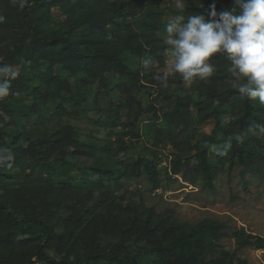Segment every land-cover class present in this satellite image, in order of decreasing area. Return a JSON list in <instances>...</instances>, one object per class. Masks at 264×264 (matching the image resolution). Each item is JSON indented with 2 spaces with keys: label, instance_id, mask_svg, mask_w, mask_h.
Instances as JSON below:
<instances>
[{
  "label": "trees",
  "instance_id": "16d2710c",
  "mask_svg": "<svg viewBox=\"0 0 264 264\" xmlns=\"http://www.w3.org/2000/svg\"><path fill=\"white\" fill-rule=\"evenodd\" d=\"M160 1L0 0V35L13 39L0 61V264H248L239 251L264 249V237L244 227L229 232L219 219L191 223L154 206L134 210L124 194H116L125 188L122 180L145 177L156 190L172 175L192 185L201 179L215 191L225 169L260 173L264 167V0H184L189 6L182 50L207 45L215 69L196 97L147 107L152 137L175 148L169 167L159 151H145L135 119L117 129L118 89L161 85L156 65L165 60L159 33L167 12L158 9ZM56 8L71 20L56 17ZM176 15L183 17L179 10ZM190 32L198 39H187ZM233 73L238 84L219 92L209 86ZM41 95L60 121L45 133L28 128L30 120L44 117ZM99 100L113 105L114 116L102 113L99 122L109 137L91 143L62 115L82 104L101 109ZM124 103L132 109L141 104L136 93ZM193 103L197 114L215 123L195 143L189 136ZM209 106L214 108L206 112ZM127 138L139 154L129 151ZM119 151L122 156L115 157ZM86 190L107 199L85 200ZM224 237L235 239L234 250L221 246ZM107 238V254L75 256Z\"/></svg>",
  "mask_w": 264,
  "mask_h": 264
},
{
  "label": "rangeland",
  "instance_id": "374dc122",
  "mask_svg": "<svg viewBox=\"0 0 264 264\" xmlns=\"http://www.w3.org/2000/svg\"><path fill=\"white\" fill-rule=\"evenodd\" d=\"M189 3L184 0H161L158 9L165 10L166 26L162 27L161 50L165 55L163 63H157L156 72L162 76L160 86L148 87L147 90L142 88L140 92L128 90L127 86H122L118 89V94L113 97L115 104L119 105V115L117 129H121L125 122H131L135 119V130L141 132L144 149H156L160 152L162 165L169 167L170 161L173 158L172 152L175 148L169 143H164V140L152 137L155 134L147 127V122L153 120V113L147 110L151 103H158L157 107L174 104L179 96L193 95L197 96V90L201 87L206 76L211 70L215 69L213 57L208 54L209 47L207 45H191L187 49L182 50V44L187 42L184 38V32L187 29V12L186 9ZM206 6V5H205ZM67 9L72 7V3L66 4ZM182 11L183 17L176 15L177 11ZM54 15L61 19L71 20V15L53 10ZM190 40H197L198 34L190 32L185 35ZM183 37V38H181ZM12 35H0V61L2 53L7 45L12 41ZM187 46V45H185ZM245 47L242 46L241 49ZM245 58H250L251 54L242 53ZM192 58V59H191ZM21 66L16 67L17 71ZM238 73H233L231 77H223L213 80L209 86L216 88L219 91L239 83L237 79ZM157 90V91H155ZM136 93L141 104L134 109L125 105L128 95ZM158 97L156 102L154 98ZM39 103L44 106V117H39V121L35 123L30 120L29 129L33 131L47 132L56 130L57 124L60 122L57 117L54 118L52 113L54 108L47 109L49 105L45 95L39 97ZM100 108H94L87 104L74 106L72 109L75 113L64 112L62 120L72 124L80 131L88 142L96 143L101 139H108V130L100 123V116L103 112L108 111L110 120L114 113L112 106L108 102L99 100ZM139 107V108H138ZM213 106H209L206 112H211ZM191 114L194 118L189 136L196 139L201 138L205 134H210L215 127L213 120H205L202 115L197 114L195 103L190 106ZM56 112V111H55ZM2 113L0 107V114ZM57 113V112H56ZM31 126V127H30ZM14 126H10L8 131H12ZM150 130V131H148ZM150 134V135H149ZM130 150L135 154H139V148L132 145V140L126 139ZM115 142V137L111 141ZM113 144V143H112ZM177 153H182V149L176 150ZM195 152L194 147L187 152ZM115 157H121L122 152H113ZM124 189L116 191L117 195L124 194V203L130 205L132 209L139 210L142 206L155 207L158 212H170L181 221H189L196 223L204 218L219 219L228 225V231L237 230L242 227L247 232L254 235L264 237V167L262 172H252L246 170L243 173L241 166H234L231 170H223L219 177L215 180L216 190L211 191L202 186L201 179L195 185L185 181L181 175H172L170 179L163 182L161 188L156 190L151 189V184L145 177L132 180H122ZM82 197L88 201L99 200L104 203L107 199L103 192L91 195L88 190L81 193ZM220 244L228 250H234L236 247L235 239L232 237H224ZM112 248V240L107 238L100 242L99 248L87 247L78 250L75 253L77 258H83L86 255H94L98 250L102 254H107ZM53 259L57 255L50 251ZM238 256L245 259L248 264H264V249H255L247 247L238 252Z\"/></svg>",
  "mask_w": 264,
  "mask_h": 264
}]
</instances>
